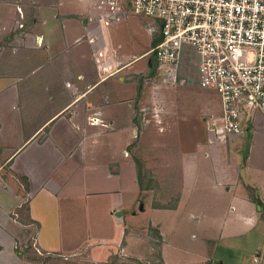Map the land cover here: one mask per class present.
Segmentation results:
<instances>
[{
	"label": "crops",
	"instance_id": "1",
	"mask_svg": "<svg viewBox=\"0 0 264 264\" xmlns=\"http://www.w3.org/2000/svg\"><path fill=\"white\" fill-rule=\"evenodd\" d=\"M11 2L0 3V264H35L29 248L24 251L29 244L42 256L76 262L70 264L101 255L96 261L104 262L123 240L131 244L126 224L143 216L161 241L147 264H218L216 245L258 242L264 235V116L237 137L215 140L201 116H217L219 100L190 93L201 97L190 123L166 120L159 132L153 122L140 141L151 178L169 180L178 191L175 205L162 201L124 214L144 184L126 152L141 129L132 103L139 82L122 78L150 67L152 59L144 47L139 56L121 52L115 31L129 21L140 27L142 20L128 17L105 31L96 47L105 51L103 72L82 39L85 2L51 0L39 4L45 13L33 7L29 15ZM73 130L81 132L77 142ZM124 190L132 196L120 202ZM188 237L195 243L191 254L182 243ZM128 246L120 252L129 254ZM255 252L264 264V248Z\"/></svg>",
	"mask_w": 264,
	"mask_h": 264
},
{
	"label": "built area",
	"instance_id": "2",
	"mask_svg": "<svg viewBox=\"0 0 264 264\" xmlns=\"http://www.w3.org/2000/svg\"><path fill=\"white\" fill-rule=\"evenodd\" d=\"M78 1L89 9L82 39L95 51L97 69L107 70L105 51L96 50L105 31L128 17L146 19L151 22L147 32L157 33L148 52L154 59L151 80L182 85L191 78L195 60L198 86L219 100V114L207 123L215 139L237 137L264 116V0ZM35 41L41 45L42 37ZM261 259L256 253L255 263Z\"/></svg>",
	"mask_w": 264,
	"mask_h": 264
},
{
	"label": "rangeland",
	"instance_id": "3",
	"mask_svg": "<svg viewBox=\"0 0 264 264\" xmlns=\"http://www.w3.org/2000/svg\"><path fill=\"white\" fill-rule=\"evenodd\" d=\"M9 0H0L1 4H4L8 2ZM15 3L11 2L14 6V11L26 13L29 15L30 13H33L34 11H42L43 13L46 12L45 9H47L46 6L39 5L40 3H50L51 0H14ZM7 7H11L9 5H6ZM33 7H38L36 10L33 9ZM57 9V8H56ZM86 9V8H85ZM57 12V10H54ZM89 12V9H86V13ZM137 20L140 18H136ZM142 20L141 26L139 27L138 24H136L135 21H129L127 22V25L124 24L123 26L119 27L117 31H115V35L121 40L123 46V49H121V52L127 53L128 55H131L133 53L141 54L143 53V47L144 51L147 53L150 51L152 47V41L157 38V33L153 32L152 34H149L147 32V29L150 27L151 22L146 19H140ZM24 22V21H23ZM85 23V22H84ZM22 25V24H21ZM26 25V23H25ZM83 30V29H82ZM143 30V31H142ZM146 34V35H145ZM84 36V35H83ZM148 38V39H147ZM148 40V42H147ZM146 42V43H145ZM145 44V45H144ZM149 57H151L152 65L148 67V65L145 66V68L142 69V71L133 72L130 74H126L123 76L122 80H126V82H139L140 87V93L139 95L136 94L134 99L132 100L133 104L136 103V110L134 112V118L137 119L141 124L140 130H135L134 135H132L133 144L132 146H128L126 149V152H128L129 156L133 158V160H136V164L138 162L139 164V171H140V182L144 184V189H140L139 196L136 199V203L134 202L131 206L126 209V212L124 214L128 215H137V212L139 211L140 205L143 206L144 209L150 210L156 206V204H162V201L164 202V206H174L176 203V199L178 196V191L174 190L173 187H171V183H168V181L161 179H152L151 177L154 176L152 173L148 172L147 170V147L142 145L140 141L146 139L147 132H145L147 129L152 127L151 125L153 122L157 123V130L159 132L164 131L162 128V122H168L166 120H169L170 122H173L174 124L180 119L179 124L181 123L185 125V123H190V111L191 109H194V107L197 105L199 100H201V97H196L191 95L190 93H201L204 94L206 97H210L212 100H217V95L211 91L206 89H200V87L196 86L195 78H197V67L195 60L193 61V64L191 67H189L191 78L186 82L184 85H161L153 82L151 80V77H153V67H154V59L149 54ZM195 59V56H194ZM140 60V59H139ZM135 65H142L143 61H139ZM183 69L184 71L188 70V64L183 61ZM99 75L101 72H99ZM190 81V84L188 82ZM191 81L193 83H191ZM139 96V97H138ZM144 96V97H143ZM143 97V98H142ZM142 98V99H141ZM209 98V99H210ZM176 103L178 104V108L176 107ZM181 116V117H180ZM216 116V115H215ZM213 116L211 114H204L201 116V120H203L206 133L211 135L209 131L207 130V123L211 122V118ZM188 118V119H187ZM186 120H188L186 122ZM188 129V128H187ZM74 131V140L77 142L81 137V132H78L77 130ZM188 134V131L184 134ZM213 136V135H212ZM136 137V138H134ZM214 138V137H213ZM217 140V139H215ZM138 142V147L136 143ZM135 148H134V146ZM133 148V149H132ZM135 151V153L132 155L131 153ZM125 154V151H124ZM131 154V155H130ZM127 155V154H125ZM137 164V165H138ZM157 176V174L155 175ZM151 178V179H150ZM131 191H123V195H119L117 200L118 201H127L132 195ZM107 201H115V198H106ZM101 203L103 204V200L101 199ZM157 204V205H158ZM132 207V208H131ZM168 225V223H167ZM126 235L133 237V241L129 246L126 244V241L123 240V242L120 243L119 248L117 250L113 251L109 256V258L102 262V261H96V258H102V255L95 256L94 261L89 259V261L81 260L84 264H147L148 261H150L151 256L154 257L157 256L161 241L159 237L156 235V232L158 230L156 227H153L151 223L147 220L146 217L137 218L136 221H134L131 224H126ZM178 226V223H177ZM181 226V225H179ZM178 226V227H179ZM186 226V225H185ZM183 227V226H181ZM183 230L186 231L187 236H189L192 229L185 227ZM254 235L252 234L250 239H253ZM247 238V237H246ZM261 240V241H259ZM130 242V241H129ZM183 248L186 250V252L189 254L192 253V250L195 251L194 248V240L189 238L185 239L182 238ZM259 246L260 249L264 248V235L258 239V242H247L243 245H232L233 247L226 248L225 245H216L214 252L216 253V257L218 259V262L221 261L218 264H258L262 261H259L258 263H255L254 259L256 257L255 249L256 246ZM29 246V247H28ZM26 249L24 248V251L29 248L28 254L31 255L32 261H34L35 264H70V263H76V262H67L64 261L63 257H53V256H42L37 253V251L34 249L32 245H28ZM128 246V250H124L125 253L129 254H122L121 248H126ZM190 248H188V247ZM26 252V251H25ZM81 262V263H82Z\"/></svg>",
	"mask_w": 264,
	"mask_h": 264
},
{
	"label": "water",
	"instance_id": "4",
	"mask_svg": "<svg viewBox=\"0 0 264 264\" xmlns=\"http://www.w3.org/2000/svg\"><path fill=\"white\" fill-rule=\"evenodd\" d=\"M123 213L122 212H118V213H116V217H120L121 215H122Z\"/></svg>",
	"mask_w": 264,
	"mask_h": 264
},
{
	"label": "trees",
	"instance_id": "5",
	"mask_svg": "<svg viewBox=\"0 0 264 264\" xmlns=\"http://www.w3.org/2000/svg\"><path fill=\"white\" fill-rule=\"evenodd\" d=\"M138 167H139V164H138Z\"/></svg>",
	"mask_w": 264,
	"mask_h": 264
}]
</instances>
